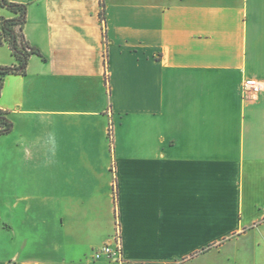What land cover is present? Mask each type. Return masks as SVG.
<instances>
[{"label":"crops","instance_id":"obj_1","mask_svg":"<svg viewBox=\"0 0 264 264\" xmlns=\"http://www.w3.org/2000/svg\"><path fill=\"white\" fill-rule=\"evenodd\" d=\"M9 1L0 264H264V0Z\"/></svg>","mask_w":264,"mask_h":264},{"label":"trees","instance_id":"obj_2","mask_svg":"<svg viewBox=\"0 0 264 264\" xmlns=\"http://www.w3.org/2000/svg\"><path fill=\"white\" fill-rule=\"evenodd\" d=\"M0 9L15 15L14 18L2 16L0 23V46L7 44L16 64L11 67L0 66V95L5 79L10 75H26L28 62L33 55H40L26 40L23 29L26 24V5L0 0ZM104 7L102 17L104 18ZM12 122L7 113L0 109V137L12 131Z\"/></svg>","mask_w":264,"mask_h":264},{"label":"built area","instance_id":"obj_3","mask_svg":"<svg viewBox=\"0 0 264 264\" xmlns=\"http://www.w3.org/2000/svg\"><path fill=\"white\" fill-rule=\"evenodd\" d=\"M1 19L2 14L0 9V23ZM263 90L264 83L255 79L245 80L242 85V94L244 98L256 96ZM101 255L106 256L111 261L117 262L119 264H125L122 256V238L119 221L116 222L115 234L111 242L104 245V247L96 254L97 257Z\"/></svg>","mask_w":264,"mask_h":264},{"label":"rangeland","instance_id":"obj_4","mask_svg":"<svg viewBox=\"0 0 264 264\" xmlns=\"http://www.w3.org/2000/svg\"><path fill=\"white\" fill-rule=\"evenodd\" d=\"M0 222H1V219H0Z\"/></svg>","mask_w":264,"mask_h":264}]
</instances>
